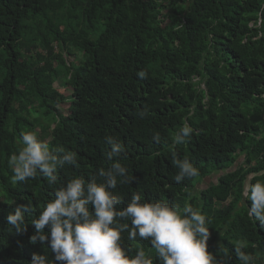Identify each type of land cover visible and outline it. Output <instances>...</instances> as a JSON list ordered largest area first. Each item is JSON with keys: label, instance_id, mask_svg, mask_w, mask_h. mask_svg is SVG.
<instances>
[{"label": "trees", "instance_id": "obj_1", "mask_svg": "<svg viewBox=\"0 0 264 264\" xmlns=\"http://www.w3.org/2000/svg\"><path fill=\"white\" fill-rule=\"evenodd\" d=\"M262 97L264 0H0V264H31L34 253L60 264L47 243L30 242V222L70 179L109 166V136L133 178L114 190L119 208L133 193L191 204L208 221L209 252L223 245L240 264L235 244L244 241L251 264H264V227L242 194L248 180L264 181ZM185 123L194 132L174 145ZM27 131L75 152L78 165L58 168L55 185L39 173L13 183L8 159ZM173 153L199 175L177 183ZM214 174L216 183L197 187ZM28 201L27 231L10 232L7 215ZM122 244L160 264L150 241L122 233Z\"/></svg>", "mask_w": 264, "mask_h": 264}, {"label": "clouds", "instance_id": "obj_2", "mask_svg": "<svg viewBox=\"0 0 264 264\" xmlns=\"http://www.w3.org/2000/svg\"><path fill=\"white\" fill-rule=\"evenodd\" d=\"M146 74L145 71L138 73L141 78ZM145 114L140 112L141 117ZM193 132L185 123L176 131L173 144L186 143ZM154 139L160 140L159 133ZM18 143L21 145L18 152L8 159L13 183L35 179L39 173L50 186L55 185L58 168L78 165L75 152L50 149L34 131L22 132ZM106 143L110 145L105 154L109 166L99 169L87 180L72 178L56 189L40 207V214L30 222L35 229L31 243H47L55 254V262L60 264H153L143 248H138L134 255L129 254L130 249L122 244V233H127L128 241H150L160 264H231L232 257L223 245L218 254L209 252L208 221L191 204L180 208L162 200L145 201L139 193H133L130 203L119 208L122 201L114 190L118 184H130L133 178L119 159L123 145L112 136L106 137ZM172 163L178 169L174 177L177 183L199 175L198 168L186 157L181 159L173 153ZM242 194L251 201L248 216L264 227V181L245 182ZM34 209L28 201L9 212L6 217L9 231L26 232L25 214ZM46 226L48 232H45ZM246 247L244 241L235 244V257L240 264H251L254 260L244 251ZM31 264H49V260L46 255L34 253Z\"/></svg>", "mask_w": 264, "mask_h": 264}, {"label": "rangeland", "instance_id": "obj_3", "mask_svg": "<svg viewBox=\"0 0 264 264\" xmlns=\"http://www.w3.org/2000/svg\"><path fill=\"white\" fill-rule=\"evenodd\" d=\"M80 55H82V54H80ZM69 58V60H74V58H73V56L71 57H68ZM76 62H78V58H76ZM72 89V87L71 86H69V85H67V86H65V87H62L60 90H61V92H63L65 95H69V94H71V90ZM63 109L64 110H66V106H63ZM43 119V118H42ZM36 131L37 132H40L41 131V129L39 128V127H37L36 128ZM219 175L218 174H214V175H211V176H209L208 178H206V179H204L203 181H201L200 183H198L197 184V187H205V186H208V185H210L211 183H216L217 182V177H218ZM252 176H250L248 179H250ZM249 181V180H248Z\"/></svg>", "mask_w": 264, "mask_h": 264}]
</instances>
